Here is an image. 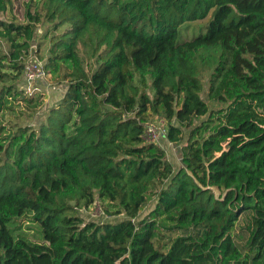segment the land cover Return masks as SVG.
Masks as SVG:
<instances>
[{
    "label": "trees",
    "instance_id": "trees-1",
    "mask_svg": "<svg viewBox=\"0 0 264 264\" xmlns=\"http://www.w3.org/2000/svg\"><path fill=\"white\" fill-rule=\"evenodd\" d=\"M33 42L63 88L0 138V264H264V0H28L23 22L0 18V111L42 104L18 85ZM155 116L178 169L146 139ZM97 198L123 218H83ZM250 212L244 250L232 229ZM27 215L45 242L10 231ZM162 226L181 231L165 250Z\"/></svg>",
    "mask_w": 264,
    "mask_h": 264
},
{
    "label": "rangeland",
    "instance_id": "rangeland-1",
    "mask_svg": "<svg viewBox=\"0 0 264 264\" xmlns=\"http://www.w3.org/2000/svg\"><path fill=\"white\" fill-rule=\"evenodd\" d=\"M28 2V0H12V4L9 5L7 10L4 13H0V18L8 19L11 17H15L16 21L23 22L24 20V12H25V4ZM210 12L203 17L202 19L189 21L183 23L180 28L177 35V41L183 42V41H189L193 37L197 36L200 33L205 32L206 24L209 20ZM42 34V29L38 27V29L35 32V40H39V36ZM2 48L5 50V44L2 43ZM41 55H43L41 57ZM31 58H37L45 62V67L48 78H44L45 80H37L35 82L36 87L38 88L35 90V94L39 95V102H42V104L38 107L36 112H32L31 108H28L26 103L21 99H15L10 104L11 109H6L4 111H0V121L3 126V129L1 131V137L8 135L12 133L18 124H31L32 126H36L38 122L41 120L42 115L44 114L46 108L55 103L57 98L62 93L63 83H59L57 80V77L54 76L55 74L51 72L50 67L47 64L46 56L43 54L42 50H39L36 46V42H33L29 49V54L27 57H25L24 65L25 63L31 59ZM7 72L10 71L6 70ZM22 76L18 80V85L20 88H22L23 83ZM203 84L204 89L201 93V97L207 100L206 96V88H207V78L203 77ZM24 88V87H23ZM34 92V91H33ZM11 99V98H9ZM33 115L32 119H30L28 116ZM154 123L158 124L160 133L158 137V140L156 143L159 144L160 147H162L165 150L166 158L172 163L173 167L175 169H178L179 167L183 166V163L181 161V143H173L169 142L165 136V123L164 120L160 117H154L153 121ZM164 124V125H163ZM164 130V131H163ZM3 140H0L2 142ZM6 141H4L5 143ZM212 191L216 197L219 195H222V192L218 190L215 187H212ZM154 201L149 203L145 208H143L140 213L139 217H143L145 214L148 213V211L153 207ZM108 206L106 201L101 200L100 198L95 199L94 203L90 205L86 209L80 210V214L85 218L86 220H98V221H104V220H110V221H116L120 218H123L122 214L119 215H108L105 211V207ZM250 218H251V212L247 215L243 214L237 222L235 223V226L232 229V236L233 239L236 241V243L242 247L244 250L248 249V238L250 235V228L248 227L250 224ZM164 226H169V222L165 221L162 223ZM17 226L16 230L13 228L14 226ZM10 231L14 233H18L21 237L31 240V241H37V242H45L43 239L42 231L40 224L37 222L30 221V217L24 216L20 219H15L11 223L8 224ZM181 231L179 229H173L168 230L166 227H160L156 231V236L154 238L155 246L160 247L162 249H167V247L170 244V241L176 237L177 235H180Z\"/></svg>",
    "mask_w": 264,
    "mask_h": 264
},
{
    "label": "built area",
    "instance_id": "built-area-1",
    "mask_svg": "<svg viewBox=\"0 0 264 264\" xmlns=\"http://www.w3.org/2000/svg\"><path fill=\"white\" fill-rule=\"evenodd\" d=\"M48 71H46L45 62L37 58H31L27 64L25 63L23 76V87L27 93H32L38 88L35 85L37 80H45ZM164 125V124H163ZM164 131V130H163ZM163 134V132H161ZM158 124L152 122L146 125V139L156 142L161 134Z\"/></svg>",
    "mask_w": 264,
    "mask_h": 264
}]
</instances>
